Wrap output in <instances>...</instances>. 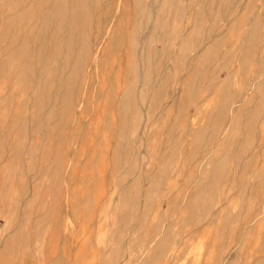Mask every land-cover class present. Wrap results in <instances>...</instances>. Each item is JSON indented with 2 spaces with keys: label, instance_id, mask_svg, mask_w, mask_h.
Returning <instances> with one entry per match:
<instances>
[{
  "label": "rangeland",
  "instance_id": "1",
  "mask_svg": "<svg viewBox=\"0 0 264 264\" xmlns=\"http://www.w3.org/2000/svg\"><path fill=\"white\" fill-rule=\"evenodd\" d=\"M0 136V264H264V0H0Z\"/></svg>",
  "mask_w": 264,
  "mask_h": 264
},
{
  "label": "bare ground",
  "instance_id": "2",
  "mask_svg": "<svg viewBox=\"0 0 264 264\" xmlns=\"http://www.w3.org/2000/svg\"><path fill=\"white\" fill-rule=\"evenodd\" d=\"M262 6V5H261ZM226 8V7H225ZM79 14V13H78ZM79 19V18H78ZM218 25H220V24H218ZM221 26V25H220ZM83 36V35H82ZM84 51V50H83ZM83 53V52H82ZM81 54V53H80ZM79 56V55H78ZM77 57V56H76ZM172 57V56H171ZM96 60V59H95ZM97 61V60H96ZM232 64V63H231ZM248 72V71H247ZM262 74V73H261ZM197 104V103H196ZM195 104V105H196ZM234 105V104H233ZM233 108H235V107H232L231 109H233ZM230 109V110H231ZM230 115V114H229ZM228 120V119H227ZM2 131H4L3 129H2ZM2 135V134H1ZM3 136V135H2ZM256 136V135H255ZM1 137V136H0ZM212 144V143H211ZM213 144H214V142H213ZM215 146V145H214ZM210 147V146H209ZM4 150V149H3ZM213 151V150H212ZM12 152V151H11ZM212 153V152H211ZM250 153V152H249ZM8 155V154H7ZM156 162V161H155ZM7 167H10V166H7ZM7 169H9V168H7ZM255 171V170H254ZM225 173H226V170H225ZM199 176V175H198ZM195 182V181H194ZM147 187V186H146ZM143 190V189H142ZM261 214V213H260ZM259 214V215H260ZM163 225H164V223H163ZM162 228H163V226H162ZM161 230H163V229H161ZM159 235V234H158Z\"/></svg>",
  "mask_w": 264,
  "mask_h": 264
}]
</instances>
